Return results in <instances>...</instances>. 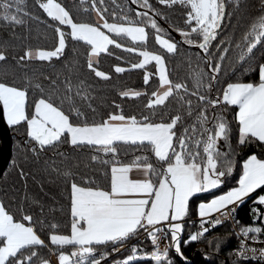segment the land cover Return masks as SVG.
<instances>
[{
  "label": "trees",
  "instance_id": "obj_1",
  "mask_svg": "<svg viewBox=\"0 0 264 264\" xmlns=\"http://www.w3.org/2000/svg\"><path fill=\"white\" fill-rule=\"evenodd\" d=\"M47 1L0 0V84L26 95V119L10 125L13 156L0 178V201L13 222L33 227L42 240L20 248L4 264H54L53 255H81L80 246L53 243L51 238L71 235L77 223L73 187L108 191L116 166L148 165L157 184L177 159L204 166L211 155L221 183L190 198L189 220L195 219L201 202L238 185L249 157L264 160V142L251 135L240 141L238 106L224 99L230 84L261 81L264 0H219L218 18L225 12L223 20L207 33L188 0H131L135 8L130 0H54L74 24L98 26V12L106 23L144 27L143 40L110 34L113 43L96 59L91 58L92 45L75 37L70 23L59 22L45 9ZM61 35V52L48 58L29 56L30 51H56ZM159 36L172 41L174 48L161 45ZM145 53L164 62L170 89L158 102L155 95L162 86L158 61L142 64ZM128 90L137 93L129 95ZM40 99L60 109L73 127L101 126L115 115L142 125L172 124L171 150L163 157L150 141L73 142L68 131L39 143L29 135L27 119L34 116ZM263 191L242 201L237 213L241 229L260 228L259 237L264 235V202L258 201ZM182 228L179 250L174 249L172 226L168 228L170 247L161 261L246 264L234 253L230 224L216 225L192 240L194 230L199 234L197 222H183ZM131 238L94 245L90 255L97 258L103 251L110 255ZM4 244L0 237V249ZM129 253V248L122 250L103 264H114Z\"/></svg>",
  "mask_w": 264,
  "mask_h": 264
},
{
  "label": "crops",
  "instance_id": "obj_2",
  "mask_svg": "<svg viewBox=\"0 0 264 264\" xmlns=\"http://www.w3.org/2000/svg\"><path fill=\"white\" fill-rule=\"evenodd\" d=\"M44 5L45 9L59 22L72 23L69 15L58 2L48 0ZM63 49L64 37L61 35L56 51L36 54L35 57L39 58L41 54L48 53L55 55ZM260 77L261 81L256 84H230L224 93L226 101L238 106L237 119L240 124L241 142L248 135L264 142V65L260 68ZM126 93L134 95L136 91L128 90ZM0 100L9 125H16L26 119L24 91L0 84ZM36 121L45 126L43 128L45 135L42 139L34 132ZM27 123L29 135L43 143L57 139L64 131L70 132L72 140H77L75 142H83L80 138L85 139L83 135L78 136L81 132L94 133V130L91 131L90 128H85L87 130L73 128L68 117L60 109L42 99L37 102L35 114L27 119ZM159 125L137 124L130 118L115 115L99 126L98 131L102 135H109L106 137L108 139L114 136L125 138L124 141H146L150 132H158L161 127ZM165 127L168 129L165 137H171L172 124ZM89 138L92 143L108 142V139L98 141L95 137ZM207 167V164L202 166L197 163H183L179 158L176 163L167 167V173L155 184L148 165L116 166L112 170V186L108 191L73 187L72 210L77 223L73 226L71 235H54L51 240L57 244H76L81 248L85 246L84 252L79 251L81 255H75L79 257L93 254L91 248L94 245L128 238L141 229L154 228L167 221H172V229L177 228L178 225L182 227L186 220L190 198L209 191L221 183V175L209 176ZM261 188H264V160L251 156L243 164L238 185L212 196L208 202L220 199V203L216 209L209 211L210 213L206 212L204 207L208 202H201L195 219L206 218L232 204H240ZM258 201L264 202V191L259 194ZM0 237L5 239L0 254L6 252L3 259H0V264H4L7 258L20 248L42 242L33 227L15 223L9 218L1 201ZM132 253L135 251H130L129 255ZM145 261L148 262L144 264H169L158 259L150 260L148 257Z\"/></svg>",
  "mask_w": 264,
  "mask_h": 264
},
{
  "label": "rangeland",
  "instance_id": "obj_3",
  "mask_svg": "<svg viewBox=\"0 0 264 264\" xmlns=\"http://www.w3.org/2000/svg\"><path fill=\"white\" fill-rule=\"evenodd\" d=\"M192 6H193V12H194V17L198 19L199 24H203V28L205 29V33L214 30L216 26V22L218 21L219 17V0H188ZM46 3V2H45ZM96 19L99 22L98 26H92V25H87V24H74L71 23L72 27V33L75 37L81 38L87 42H89L92 45V51H91V58L96 59L97 56L102 52L107 49V47L113 43V39L110 34H123L127 35L134 40H143L146 36V31L144 27L139 26V25H131V24H121V23H106V20L102 15H100L98 12H96ZM158 41L160 42L161 45H163L165 48L172 50L174 48V43L167 38H164L162 36L158 37ZM40 53H46V51H30L29 56L30 57H35L36 54ZM44 55V56H43ZM52 53L48 54H41L39 58H48L51 56ZM150 60H156L158 61V74L162 80V86H161V91L159 90L158 93L155 95V101L158 102L161 99H163L166 94L167 90H169V83L166 81L165 78V66L164 62L162 59H160L157 55L152 54V53H145L144 54V59L142 64L147 63ZM137 93V91H136ZM134 93V94H136ZM41 100V99H40ZM36 125H34L35 130L34 132L37 133V136L42 137L45 135L43 131L45 129V126H43V123H40L39 121H36ZM160 129H158V132H150L148 137L146 138V141L153 142L157 148L158 154L160 156H165L167 155L172 147V135L171 137H165L167 135L168 129L165 127L166 125H159ZM73 128H84V130H87L85 128H90V130H94V133L90 132H81L78 136H85V139L80 138L83 142H92L89 140V137H92L96 140H106L109 137V135H102L101 132H99L98 128L99 126H94V127H73ZM96 128V129H95ZM95 130L97 132L95 133ZM118 140H125V138H118V137H110L108 139V142L104 144H110L114 141ZM77 141V140H75ZM73 141V142H75ZM100 141V142H102ZM40 143H43L41 140H39ZM101 144V143H100ZM210 147V145H209ZM207 174L209 176H214V175H219L220 173H217L215 171V162L213 157L210 155L209 160L207 162ZM221 175V174H220ZM208 202V201H207ZM220 203V199H217L216 201H209L206 203L205 210L206 212L210 213L214 209L218 207ZM210 211V212H209ZM8 216V215H7ZM179 226V225H178ZM173 229L172 232V237L173 241L175 242L174 249L179 250L180 248V234L183 231L182 227H178ZM200 236V234L197 233V230H194L191 234L189 239H195L196 237ZM128 242V241H127ZM86 250L85 246L80 248V252H84ZM105 250V249H104ZM113 251V249H112ZM6 252L3 254H0V259H3V256ZM76 255V254H75ZM108 256L105 254V252H101L99 257H104ZM147 256L146 255H141L138 253H132L130 254L125 260L128 262H133L136 260H145ZM69 258H62L61 261L62 263L67 262Z\"/></svg>",
  "mask_w": 264,
  "mask_h": 264
},
{
  "label": "built area",
  "instance_id": "obj_4",
  "mask_svg": "<svg viewBox=\"0 0 264 264\" xmlns=\"http://www.w3.org/2000/svg\"><path fill=\"white\" fill-rule=\"evenodd\" d=\"M238 205L232 204L228 207L223 208L222 210L216 212L215 214L208 216L202 219H189L184 220V222H188L192 224L193 222H197L199 234L204 231L219 225V224H230L231 229L234 231L235 235V247L234 253L236 257L242 260L246 264H264V258L257 259H242L238 256L237 252L241 248L242 241H245V248L254 247L257 250L264 249V242L254 243L251 237L256 236L252 232H249L248 237L244 236V232L241 229L240 222L237 218L238 213ZM172 226V221H167L161 224H158L154 228H148L134 234L130 241L123 243L116 248L113 249L112 253L108 256L93 258L90 254H85L79 257L73 256L70 257L67 254H63L60 256H53L52 260L54 264H103L106 260L110 259L114 254L121 252L125 249H130V251H135L138 254L146 255L148 259H162L166 254L167 250L170 247L169 240V231L168 228ZM261 241H264L263 237H259ZM249 255H251L249 253ZM259 256V251L256 253ZM62 258H69L67 262L62 263ZM125 258L118 259L114 262V264H129Z\"/></svg>",
  "mask_w": 264,
  "mask_h": 264
},
{
  "label": "water",
  "instance_id": "obj_5",
  "mask_svg": "<svg viewBox=\"0 0 264 264\" xmlns=\"http://www.w3.org/2000/svg\"><path fill=\"white\" fill-rule=\"evenodd\" d=\"M131 6L135 8V5L130 0ZM225 12L220 16L218 25L222 22ZM13 133L10 125L7 123L5 118L4 107L0 102V178L4 174L5 170L11 162L13 156Z\"/></svg>",
  "mask_w": 264,
  "mask_h": 264
},
{
  "label": "snow or ice",
  "instance_id": "obj_6",
  "mask_svg": "<svg viewBox=\"0 0 264 264\" xmlns=\"http://www.w3.org/2000/svg\"><path fill=\"white\" fill-rule=\"evenodd\" d=\"M252 231H255L257 233L256 236L251 237V239L253 240L254 243L264 242V241H261L259 239V233L261 232V229L260 228H255V229L249 228L247 231L244 232V236L245 237H248L249 232H252ZM241 244H242V246H241V248L237 252V254H238V256L240 258H242V259L264 258V249L257 250L254 247H247V248H245V246H244L245 241H242ZM257 251H259V256L256 255ZM249 253L251 255H249Z\"/></svg>",
  "mask_w": 264,
  "mask_h": 264
}]
</instances>
